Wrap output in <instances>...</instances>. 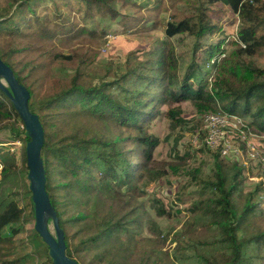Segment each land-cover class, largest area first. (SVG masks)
<instances>
[{"label":"rangeland","instance_id":"1","mask_svg":"<svg viewBox=\"0 0 264 264\" xmlns=\"http://www.w3.org/2000/svg\"><path fill=\"white\" fill-rule=\"evenodd\" d=\"M27 1V4L22 5V12L15 16L18 31L0 28V54L5 56L13 53L16 69L21 71L25 82L32 85L36 96L60 91L71 85L76 76L85 86L93 87L122 78L129 68L143 66L145 70H150V74H154L152 65L146 63L157 62L162 54L160 48H167L166 42L170 41L165 33L168 21L188 16L187 12L179 10L180 0H0V21L15 14L18 4ZM205 12L212 24L220 27L216 28L218 30L210 38L205 37V41H208L196 53V60L202 65L206 62V51L211 44L221 45L219 52L209 60V65L203 66L206 79L211 83L219 68L213 65L218 64V60L220 64L225 55L237 47L233 41L238 40L240 20L229 5L220 1L210 4ZM4 26L7 28V25ZM259 32L263 34L264 29L260 28ZM191 41L190 36L180 42L173 41L185 60L190 59L188 49ZM262 49L245 59L263 64L264 47ZM154 93L155 99L153 102L149 100L152 103L147 109L152 116L144 123V130L158 137L152 150L153 172L149 175L143 171L140 174L144 173L143 176H138V181L131 189L118 183L106 187L101 184L92 186L87 194H80V202H69L65 207L64 217L72 218L82 213H78V210H83L100 218L113 212L122 220H126V215L133 207L143 209L142 226L136 235V243H122L119 246L121 256L115 257L109 253L100 258L99 250L84 249L81 251L83 256L78 257L76 253L79 250L76 248L83 234L84 222L79 221L73 225L69 221L67 229L72 236V249L82 264H181L177 258H167L164 254L151 258L146 251L154 245L171 251L179 245L180 235L184 233L202 242L215 235L214 230L201 222L187 221L190 217L189 207L201 193L199 178H193L192 173L196 172L190 171L198 169L208 174L217 159L221 160L224 169L234 163L242 167L237 192L233 196L240 209L249 201L253 203L263 200L264 206V131L251 124V116H240L242 121L239 128L256 145L259 153L254 157L248 155L240 140V131L230 127L229 133L244 147V152L224 156L219 150L202 144L203 119L210 112L200 114L189 100L175 102L160 94V90ZM178 108L186 119L185 123L179 125L170 116V110ZM220 109L224 110L222 104ZM174 123L177 126L173 127ZM20 125L14 116L4 118L0 114L1 156L7 151L12 154L10 148L14 142L17 139L21 141L20 145L14 146L18 165L7 176H0V205L1 199H16L28 216L32 206V192L29 188V169L27 162H24L27 140L24 133L16 136L13 131ZM63 129L66 133L74 130L82 133L88 131L89 136L106 137L114 136V129L122 132L123 136L136 135L138 132L133 125L116 128L113 123L106 124L104 120L88 114L78 115L74 120L70 118L64 123ZM199 142L201 144L198 145ZM133 146L134 142L126 144L127 149ZM133 158L135 163L142 162L138 156ZM172 164L181 167L176 170ZM155 198L164 203L167 209L164 216L156 214L153 208ZM35 222L36 219L29 218L23 224L20 234L14 236L12 241L0 244V264L3 260L23 255L26 256L23 264L44 263L42 251L29 240L35 231ZM241 224L239 235L250 238L264 231V213L251 215L247 221L241 219ZM48 225L55 235L51 218L48 219ZM198 245L200 248L196 249L197 253L201 252V245ZM191 249L182 247L180 250L188 254ZM257 253L261 257L257 264H264V251Z\"/></svg>","mask_w":264,"mask_h":264},{"label":"trees","instance_id":"2","mask_svg":"<svg viewBox=\"0 0 264 264\" xmlns=\"http://www.w3.org/2000/svg\"><path fill=\"white\" fill-rule=\"evenodd\" d=\"M219 1L229 5L238 14L240 25L237 31L238 40L233 41L237 47L225 55L220 64L219 60L218 64H215L214 59L213 66L219 68L215 79L209 83L203 66L209 65V60L219 52L221 45L211 44L206 51V62L202 65L196 60V53L208 41H205V37L210 38L218 30L216 28H220L218 24H212L205 12L210 4ZM27 3L28 1L18 4L15 14L0 21L3 25L0 28L18 31L15 16L22 12V5ZM178 7L179 10L187 12L188 16L168 21L165 33L170 41L166 42L167 48H160L162 54L157 62L146 63L152 65L154 74H150V70H145L143 66L129 68L122 78L93 87L85 86L76 76L71 85L60 91L36 96L32 85H28L21 71L16 69L15 60L12 59L13 53H7L5 56L0 54L12 67L18 80L30 91V108L39 115L44 126L45 144L42 155L47 176L46 187L64 231L67 254L80 264L82 263L78 257L83 256L81 251L84 249L99 250L100 258L109 253L116 257L121 256L119 246L122 243H136V235L142 226L143 209L133 207L126 215V220H122L113 212L100 218L83 210H78V213H82L75 214L72 218L64 217L65 207L69 202H80V194H87L92 186L101 184L106 187L118 183L131 189L143 171L149 175L153 172L152 150L158 142V137L145 131L144 123L152 116L147 109L153 98L155 99V91L157 93L160 90V94L172 98L175 102L191 101L200 114L226 110L243 117L251 116V124L264 131V63L245 59L246 56H253L262 51L264 47V33L259 32L260 28L264 29V0H180ZM4 25H7V28H4ZM188 36L192 37L188 49L190 59L185 60L178 53L173 41L180 42ZM59 55L61 56L57 54ZM220 104L224 110H219ZM0 114L4 118L14 116L20 124H24L12 101L2 89ZM81 114L102 119L106 124L113 123L116 128L133 125L138 132L136 135L123 136L122 132L114 129L112 137L89 136L88 131L82 133L74 130L66 133L63 129L64 123ZM170 116L178 125L186 121L180 108L171 109ZM177 124L174 123L173 127ZM13 131L16 136L23 133L19 126ZM25 135L28 142L30 137L28 133ZM127 142H134V146L127 149ZM134 156L140 157L142 162L135 163ZM0 159L4 164L0 170L2 177L7 176L18 165L16 154L9 151L2 156L0 154ZM24 162H27L26 150ZM172 167L177 170L181 165L172 164ZM241 171L242 167L236 163L224 169L219 159L208 174L198 169L190 171L196 172L192 173V177L199 178L201 193L189 207L190 217L187 222H201L214 230L215 235L202 242L195 241L183 231L177 247L165 251L154 245L146 251L147 255L151 258H158V254H164L167 258L173 256L181 264L259 263L261 257L257 251H264V231L245 238L239 235V230L242 226L241 219L247 221L251 215L264 213L263 200L253 203L249 201L240 209L233 196L237 192ZM154 200L153 208L156 214L164 216L167 211L164 203L158 198ZM30 201L31 211L26 216L25 209L16 199H1L0 244L12 241L14 236L20 234L23 224L29 218L35 219L32 196ZM69 221L73 225L79 221L84 222L83 234L76 248L79 252H75L78 257L72 249V236L67 229ZM29 240L42 251L43 264H54L49 254V245L36 229ZM198 244L201 245V252L197 253L196 249L200 248ZM182 247L192 249L187 254L180 250ZM25 257L23 255L3 260L1 264H23ZM96 258L99 259L98 256Z\"/></svg>","mask_w":264,"mask_h":264},{"label":"water","instance_id":"3","mask_svg":"<svg viewBox=\"0 0 264 264\" xmlns=\"http://www.w3.org/2000/svg\"><path fill=\"white\" fill-rule=\"evenodd\" d=\"M0 89L12 101L26 127L30 140L26 145L29 188L35 206V229L49 245V254L54 264H80L67 254L64 231L59 224V217L47 190V176L43 158L45 129L37 113L30 108L31 97L28 88L16 77L14 70L0 57ZM53 220L54 235L48 225Z\"/></svg>","mask_w":264,"mask_h":264},{"label":"built area","instance_id":"4","mask_svg":"<svg viewBox=\"0 0 264 264\" xmlns=\"http://www.w3.org/2000/svg\"><path fill=\"white\" fill-rule=\"evenodd\" d=\"M241 121L242 119L240 118V115L231 114L226 111L207 113L204 116L203 126L201 128V132L203 133L202 144L206 145L210 149L219 150L224 156H229L230 153H236V155L243 153L245 147L246 153L254 157L259 153V150L256 145L248 139L247 134L244 133V131H240L239 126ZM230 127L238 128L240 131V140L244 143V147H241L231 136L229 133ZM20 128L24 134H27L24 124H21ZM195 141H197V139H195ZM20 144V139H17L10 148L11 152L14 153V146H18ZM199 144L201 143L199 142L198 145ZM2 167L3 163L0 159V170Z\"/></svg>","mask_w":264,"mask_h":264}]
</instances>
